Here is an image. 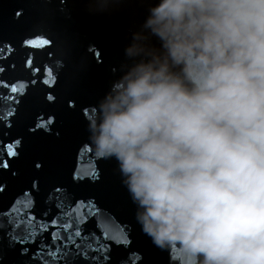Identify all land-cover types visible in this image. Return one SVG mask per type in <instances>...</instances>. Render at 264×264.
<instances>
[{"label":"clouds","instance_id":"1","mask_svg":"<svg viewBox=\"0 0 264 264\" xmlns=\"http://www.w3.org/2000/svg\"><path fill=\"white\" fill-rule=\"evenodd\" d=\"M125 2L84 0L90 12ZM146 3L119 75L85 109L87 143L117 161L156 248L264 264V0Z\"/></svg>","mask_w":264,"mask_h":264},{"label":"water","instance_id":"2","mask_svg":"<svg viewBox=\"0 0 264 264\" xmlns=\"http://www.w3.org/2000/svg\"><path fill=\"white\" fill-rule=\"evenodd\" d=\"M146 14V0H126L109 12H90L84 0H65L64 6L60 0H0V48L10 45L13 49L0 52V67L6 69L0 73V117L17 109L10 129L0 125V163L7 160L9 164L7 169L0 168V213L19 200L22 213L30 212L38 222L50 224L53 219L66 222L61 207L77 201L93 208L85 220L75 221L82 235L59 240L63 250L57 258L45 257L49 264H169V252L177 256L176 264H200L202 260L179 242L165 251L152 244L135 219L136 205L122 183L117 161L98 158L87 143L85 109L119 75V66L125 62L124 47ZM25 40L35 43L25 45ZM43 40L52 44L45 45ZM150 43L159 48L156 37ZM90 45L99 51L98 56L88 50ZM28 57L41 74L32 77L38 79L35 87L21 93L19 83H27L30 76L23 69ZM57 60L63 61L62 67L56 65ZM13 64L15 71H9ZM45 66L55 76L51 87L40 83ZM13 84L16 93L11 92ZM46 92L56 96L54 103L45 99ZM8 96L20 99L19 106L6 99ZM69 100L73 101L71 107ZM50 116L54 121L50 126L36 128ZM15 139L22 141L16 149L19 154L8 158L4 146ZM83 148L91 152H82ZM55 188L62 189V202L54 198ZM13 223L11 213L7 217L0 214V264H36V254L51 243L52 232L67 235L50 226L44 232L37 228L33 238L22 240L24 229L15 231ZM52 251H56L55 245Z\"/></svg>","mask_w":264,"mask_h":264},{"label":"snow or ice","instance_id":"3","mask_svg":"<svg viewBox=\"0 0 264 264\" xmlns=\"http://www.w3.org/2000/svg\"><path fill=\"white\" fill-rule=\"evenodd\" d=\"M17 15V13H16ZM35 43L34 40H25L24 44L25 45H33ZM43 44L47 45L48 40H43ZM4 48H7V51L11 53L13 49L11 48L10 45H4ZM4 48H0V52L4 51ZM16 66L13 64L8 70L9 71H15ZM23 69L26 73H29L30 76L28 78L27 83H19V91L21 93L25 92V90L29 86H36L38 79L32 78V77H37L40 75V69L33 67V61L31 57H28L26 63L23 65ZM6 71L5 67H0V73H4ZM43 80H40V83L43 85H52L53 81L55 79V76L52 73V69L48 68L45 66L44 72H43ZM17 85L13 84L11 86V92L16 93L17 92ZM51 95L47 97V101L49 102H55L56 101V96L53 94V92H50ZM23 97H21L22 99ZM6 99L11 101L12 103L16 104L17 107L20 104V99H17L14 96H8ZM16 108H13L11 110H8L6 112V115L0 117V125L3 127H6L10 129L13 124V119L15 118L16 115ZM53 119L50 116L46 121H41L40 123L36 124V128H47L53 123ZM22 141L21 139H15L12 143L5 145L4 147L6 148V154L8 158H15L18 156L19 152L16 150L20 147ZM82 152L88 151L91 152L90 148H83L81 149ZM0 158H3L0 156ZM9 167V164L7 160H4L3 163H0V168L7 169ZM37 168L40 167L39 164L36 165ZM84 175L88 174V170H84ZM74 178H76V174H74ZM37 188V183L36 181H33L32 184V189ZM2 190V189H0ZM26 198H30V193L25 192L23 194ZM54 198L58 201H63V192L62 189L60 188H55L54 189ZM74 205V206H73ZM58 207H61L60 204L57 205ZM93 211L92 205L90 203H85L84 201H77L74 204H70L65 207H61V212L60 215L61 217L66 221L64 223H58L56 219L51 220L50 224L44 220H40L39 222L37 221L36 216L32 215L30 212H21V202L17 200L15 203L11 204V207L9 208L8 211H3L0 214H3L5 217H7L8 213H11L12 216H14V223L12 227L15 229V231L24 229L25 234L22 237L23 239H29L33 238L37 228L39 231L44 232L47 231V229L50 226H55L58 228V230L66 233V236L58 235L57 232H52L51 233V243H46L44 247L40 248V251L37 252L36 257L39 259L36 261V264H40V261H43V264H49L48 260L45 259V257H54L57 258V253L62 251V245L58 243L59 240L65 239V240H72V237H80L82 235L81 228L78 227L75 223L77 220H85L89 214ZM79 213V215H77ZM47 215V214H43ZM75 243V241H72ZM53 245H55L56 251H52ZM103 246V245H101ZM172 260L173 264H176L178 258L175 254L172 255ZM133 264L135 262L133 261Z\"/></svg>","mask_w":264,"mask_h":264}]
</instances>
